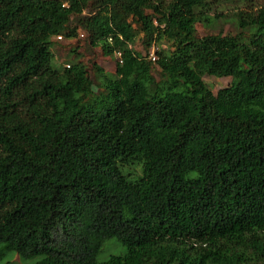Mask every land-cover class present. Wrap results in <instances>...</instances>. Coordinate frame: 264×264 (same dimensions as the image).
I'll return each mask as SVG.
<instances>
[{
    "label": "trees",
    "instance_id": "trees-1",
    "mask_svg": "<svg viewBox=\"0 0 264 264\" xmlns=\"http://www.w3.org/2000/svg\"><path fill=\"white\" fill-rule=\"evenodd\" d=\"M0 264H264V0H0Z\"/></svg>",
    "mask_w": 264,
    "mask_h": 264
},
{
    "label": "rangeland",
    "instance_id": "rangeland-1",
    "mask_svg": "<svg viewBox=\"0 0 264 264\" xmlns=\"http://www.w3.org/2000/svg\"><path fill=\"white\" fill-rule=\"evenodd\" d=\"M212 8L215 12L223 13L224 16L220 19L214 20L211 23L200 21L196 23V32L199 36H204L207 34H235L238 30V23L233 12V7L229 4H225L221 7L216 2L212 1ZM225 6V7H224ZM213 12L209 14L212 16ZM72 24H75V19L71 20ZM87 35L82 29H78L76 35L72 38H67L62 35L61 39L54 38V45L52 47L53 61L52 64L56 67H62L72 61L82 63L89 76L94 80V73L92 70V63L94 61L103 69L104 72L112 74L116 67V58L114 55H104L99 48H92L87 40ZM134 50L141 52L142 55L149 57L151 53V48L146 51L144 50L141 43V36L138 35L132 44ZM154 74L158 77V72L154 69ZM203 81L208 89L215 93L218 89L227 86L230 83L229 77H215L210 75H204ZM95 81V80H94ZM123 251V247L119 245L115 240H110L107 242L100 253L98 254V259H105L110 253H119ZM17 260V257H14Z\"/></svg>",
    "mask_w": 264,
    "mask_h": 264
},
{
    "label": "built area",
    "instance_id": "built-area-1",
    "mask_svg": "<svg viewBox=\"0 0 264 264\" xmlns=\"http://www.w3.org/2000/svg\"><path fill=\"white\" fill-rule=\"evenodd\" d=\"M61 36H57V38H60ZM151 53H150V55H149V57L152 59V60H154L155 59V56H154V51H153V48H151ZM116 56L117 57H120V53L119 52H116Z\"/></svg>",
    "mask_w": 264,
    "mask_h": 264
}]
</instances>
